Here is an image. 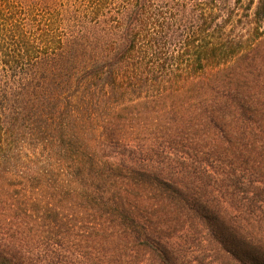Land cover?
I'll return each mask as SVG.
<instances>
[{"label": "trees", "instance_id": "16d2710c", "mask_svg": "<svg viewBox=\"0 0 264 264\" xmlns=\"http://www.w3.org/2000/svg\"><path fill=\"white\" fill-rule=\"evenodd\" d=\"M0 264H264V0H0Z\"/></svg>", "mask_w": 264, "mask_h": 264}, {"label": "rangeland", "instance_id": "374dc122", "mask_svg": "<svg viewBox=\"0 0 264 264\" xmlns=\"http://www.w3.org/2000/svg\"><path fill=\"white\" fill-rule=\"evenodd\" d=\"M27 13L28 11L24 10L23 8L18 7L15 9V14L19 15L22 22H24L27 19ZM33 13L35 14L36 18L40 20V24L43 26V28L45 27L48 29V26H47L49 23L48 20L51 18V15H52L50 11H42V10L34 9ZM55 34L59 35L61 34V31L57 30Z\"/></svg>", "mask_w": 264, "mask_h": 264}]
</instances>
